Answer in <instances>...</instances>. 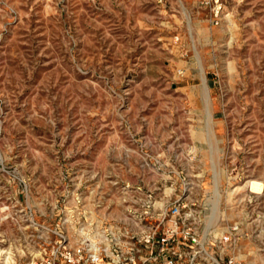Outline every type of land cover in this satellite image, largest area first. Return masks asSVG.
<instances>
[{
	"label": "rangeland",
	"instance_id": "374dc122",
	"mask_svg": "<svg viewBox=\"0 0 264 264\" xmlns=\"http://www.w3.org/2000/svg\"><path fill=\"white\" fill-rule=\"evenodd\" d=\"M251 180L264 0H0V264H69L148 193L185 200L209 254L264 264Z\"/></svg>",
	"mask_w": 264,
	"mask_h": 264
},
{
	"label": "built area",
	"instance_id": "2783aa9c",
	"mask_svg": "<svg viewBox=\"0 0 264 264\" xmlns=\"http://www.w3.org/2000/svg\"><path fill=\"white\" fill-rule=\"evenodd\" d=\"M129 213L133 229L105 226L102 242L84 243L66 253L65 260L69 264L84 258L90 264H241L235 258L222 261L208 255L200 244L198 217L181 198L160 210L154 194L148 193L141 211ZM238 229L234 227L232 232Z\"/></svg>",
	"mask_w": 264,
	"mask_h": 264
},
{
	"label": "bare ground",
	"instance_id": "6f19581e",
	"mask_svg": "<svg viewBox=\"0 0 264 264\" xmlns=\"http://www.w3.org/2000/svg\"><path fill=\"white\" fill-rule=\"evenodd\" d=\"M247 187L249 189V192L250 193H253V194H262L264 192V184L262 182L258 181V180H251V181H249ZM218 205H219V196L216 194L215 200L213 202V212L214 213L215 212L217 213ZM217 215H218V213H217ZM213 216L214 215H212V219H213ZM215 218H216V216H215ZM208 255L211 258H213V255H211L209 253H208Z\"/></svg>",
	"mask_w": 264,
	"mask_h": 264
}]
</instances>
